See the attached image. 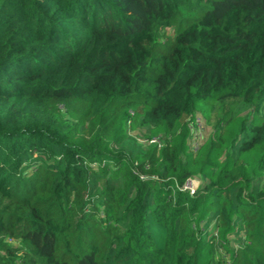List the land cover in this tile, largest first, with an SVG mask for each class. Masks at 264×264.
<instances>
[{"label":"trees","instance_id":"obj_1","mask_svg":"<svg viewBox=\"0 0 264 264\" xmlns=\"http://www.w3.org/2000/svg\"><path fill=\"white\" fill-rule=\"evenodd\" d=\"M0 264H264V0H0Z\"/></svg>","mask_w":264,"mask_h":264},{"label":"rangeland","instance_id":"obj_2","mask_svg":"<svg viewBox=\"0 0 264 264\" xmlns=\"http://www.w3.org/2000/svg\"><path fill=\"white\" fill-rule=\"evenodd\" d=\"M200 125L201 121L199 120ZM210 130L209 127H207L205 130L198 129L196 130V133L199 135L202 133L203 135L207 134L208 131ZM141 129L138 132H133L130 134V137L124 142V147L126 150H128L131 154H133L137 150H142L146 146V140L143 137V134H141ZM202 135V136H203ZM198 179H192V184L195 185L198 183ZM212 227L209 228V231H212Z\"/></svg>","mask_w":264,"mask_h":264},{"label":"built area","instance_id":"obj_3","mask_svg":"<svg viewBox=\"0 0 264 264\" xmlns=\"http://www.w3.org/2000/svg\"><path fill=\"white\" fill-rule=\"evenodd\" d=\"M197 121H199L198 118H197ZM199 123H200V122H199ZM155 140H157L156 137H153V138L149 139V141H155ZM193 186H194V185L192 184V180H189V181L186 183V185H185V187L189 188L190 191H192Z\"/></svg>","mask_w":264,"mask_h":264}]
</instances>
